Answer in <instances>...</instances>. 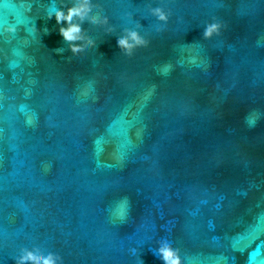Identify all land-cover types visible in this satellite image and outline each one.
Segmentation results:
<instances>
[{"label":"water","instance_id":"1","mask_svg":"<svg viewBox=\"0 0 264 264\" xmlns=\"http://www.w3.org/2000/svg\"><path fill=\"white\" fill-rule=\"evenodd\" d=\"M88 3L66 40L56 10ZM165 245L264 264V0H0V264Z\"/></svg>","mask_w":264,"mask_h":264},{"label":"clouds","instance_id":"2","mask_svg":"<svg viewBox=\"0 0 264 264\" xmlns=\"http://www.w3.org/2000/svg\"><path fill=\"white\" fill-rule=\"evenodd\" d=\"M94 9L91 4H75L72 7L68 8L67 12H64L62 9H57L55 12V18L57 23L61 21H67L66 27H61L60 32L66 40L75 41L85 39L83 33L84 29L79 23H72L73 17H79L81 20H88L92 18ZM155 12L159 15L160 19H166L165 14L160 9H156ZM95 23L96 21L93 20ZM219 28L218 24H211L206 29L205 35L210 36L213 32L217 31ZM118 43L121 47L128 49L129 51L137 44L144 43L143 39L136 31H130L126 36L121 37L118 40ZM75 51L79 52L83 49L75 48ZM161 252L167 264H181V259L176 252L170 246L165 245ZM19 264H57V257L53 254H49L44 258L38 257L35 253L25 250L21 255Z\"/></svg>","mask_w":264,"mask_h":264}]
</instances>
